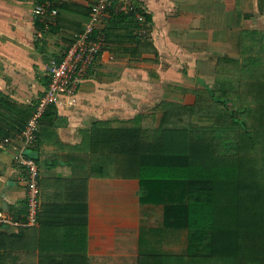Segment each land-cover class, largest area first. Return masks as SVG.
<instances>
[{"label":"crops","instance_id":"crops-1","mask_svg":"<svg viewBox=\"0 0 264 264\" xmlns=\"http://www.w3.org/2000/svg\"><path fill=\"white\" fill-rule=\"evenodd\" d=\"M43 1L0 0V98L18 105L37 103L48 63L84 31L97 2L49 0L57 13L40 20L32 9ZM107 1L98 29H112L109 43L73 101L54 106L31 146L15 138L0 152L2 211H26V172L14 157H34L39 170L37 223L0 225V264H139L152 249L142 251L141 230L157 227L161 207L141 202L133 175L91 173L96 136L86 143V132L135 115L157 122L161 102L192 104L198 90L213 88L218 59L239 58L243 35L264 28V0ZM137 41L144 46L135 51Z\"/></svg>","mask_w":264,"mask_h":264},{"label":"trees","instance_id":"trees-1","mask_svg":"<svg viewBox=\"0 0 264 264\" xmlns=\"http://www.w3.org/2000/svg\"><path fill=\"white\" fill-rule=\"evenodd\" d=\"M111 30H102L103 47ZM242 40L239 58L216 65L217 77L223 71L230 80L201 88L192 104L161 102L157 122L135 115L96 123L102 128L84 136H96L91 173L119 165L138 178L141 202L161 207L157 227L141 230L140 243L152 249L139 264H264V31ZM35 106L0 98V138L19 132ZM181 235L184 247L170 249Z\"/></svg>","mask_w":264,"mask_h":264},{"label":"built area","instance_id":"built-area-1","mask_svg":"<svg viewBox=\"0 0 264 264\" xmlns=\"http://www.w3.org/2000/svg\"><path fill=\"white\" fill-rule=\"evenodd\" d=\"M107 0H97L89 12V22L84 31L76 35L69 43L62 58L58 61L51 60L48 63V84L36 103V106L25 122L24 127L13 135L0 138V152L4 150L15 138L23 142V147L31 146L35 141V134L39 128V119L49 105L59 104L63 98L68 102L73 101V94L88 69L94 64L104 39L101 29H98L107 8ZM57 10L51 6L49 0H44L32 9V14L40 20L48 16L53 17ZM136 19L143 22V16L138 14ZM14 159L25 168L26 172V211L24 216L15 217L8 212L0 210V225L10 227L33 226L37 223L39 211V170L34 159L26 157L20 152Z\"/></svg>","mask_w":264,"mask_h":264},{"label":"rangeland","instance_id":"rangeland-1","mask_svg":"<svg viewBox=\"0 0 264 264\" xmlns=\"http://www.w3.org/2000/svg\"><path fill=\"white\" fill-rule=\"evenodd\" d=\"M257 31H258V29H257ZM261 31H264V28H262ZM245 43H246L245 40H242V49L244 48ZM229 80H230L229 79V74L228 73H225V72L223 73V71H222L219 74V76L216 78L215 83L212 84L213 85V88L217 84H220L223 81L228 82ZM144 119H146V118H144V116H142V120H144ZM121 120H126V119H121ZM101 172H102L101 174H103V175H119V176H121V175H126V174L128 175L129 174L128 170L126 171L123 167H121L119 165H116V164H113L112 165L110 163H109V165L107 167H105L104 169H102ZM145 230L146 229H144V231ZM171 239H174V238H171ZM177 240L178 241L174 242L175 246L174 247L170 246V249L173 250L175 248L176 250H179L180 248H183L184 247V244H182L183 241H184V235H181V237H179V239H177ZM143 246H145V244L142 243V247ZM145 248H146V246L143 247L142 251L145 250Z\"/></svg>","mask_w":264,"mask_h":264}]
</instances>
